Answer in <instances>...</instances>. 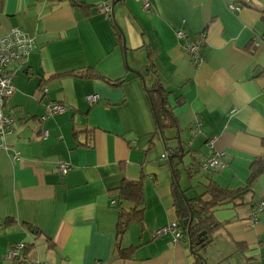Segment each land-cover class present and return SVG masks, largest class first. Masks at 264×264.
I'll list each match as a JSON object with an SVG mask.
<instances>
[{"label":"crops","instance_id":"0c3cea01","mask_svg":"<svg viewBox=\"0 0 264 264\" xmlns=\"http://www.w3.org/2000/svg\"><path fill=\"white\" fill-rule=\"evenodd\" d=\"M116 1L0 0V37L17 28L34 43L8 67L14 92L0 106L14 118L0 137V264H264V172L249 178L257 157L264 167V0ZM195 37L197 60L184 49ZM92 69L100 78L74 74ZM50 101L66 110L40 125ZM212 153L223 169H202ZM123 181L139 182L142 204L111 193ZM209 184L234 193L209 209L208 241L192 247L188 200ZM134 210L119 236V213ZM175 220L181 239L153 237ZM19 243L21 259H4Z\"/></svg>","mask_w":264,"mask_h":264},{"label":"built area","instance_id":"2783aa9c","mask_svg":"<svg viewBox=\"0 0 264 264\" xmlns=\"http://www.w3.org/2000/svg\"><path fill=\"white\" fill-rule=\"evenodd\" d=\"M245 4L249 3L250 0H243ZM142 5L147 8L148 2L143 0ZM97 10L107 16L111 11L110 1H104L97 3ZM229 9L232 11H240L241 6L230 3L228 5ZM175 34L180 39H186V33L181 29H175ZM203 44L200 37H195L190 40H186L184 49L186 52L191 54V56L197 60L199 58V50ZM34 48L33 39L25 32L20 31L17 28H13L11 32L7 35L0 37V106L3 107L4 100L10 97L14 92V87L12 84L13 71L9 70L8 67L13 63H17L18 66L21 65L30 52ZM45 91V89H44ZM86 100L93 104L99 99L97 93H90L85 96ZM66 110L65 105L59 102L50 101L45 106V111L39 116V124L42 125L47 119L54 115L63 113ZM14 118L0 112V137H3L8 131H10ZM48 136V130L43 129L41 131V138H46ZM213 140H209L207 145L212 148ZM165 157V154L162 155ZM17 158L16 154L12 155V160ZM226 165L224 155L222 153H212L205 158L201 164L202 169L205 170H220ZM57 172L60 175H65L70 170V165L66 162H59L56 167ZM113 205L116 204L115 200H112ZM259 209L264 207V201L260 202L258 205ZM153 237H160L163 235H169L173 242L181 239L183 237V231L179 226L178 221H171L161 227L153 230ZM24 248L23 243L16 244L11 248L7 249L4 253L3 258L6 260L21 259L22 251Z\"/></svg>","mask_w":264,"mask_h":264},{"label":"trees","instance_id":"16d2710c","mask_svg":"<svg viewBox=\"0 0 264 264\" xmlns=\"http://www.w3.org/2000/svg\"><path fill=\"white\" fill-rule=\"evenodd\" d=\"M111 2L115 4L117 1L111 0ZM244 5L246 4L244 3ZM108 16L109 14L105 17H108ZM74 74L77 76L85 77V78H93V79L100 78V76L93 69L87 70L84 72H75ZM157 119H158L159 129L161 128L165 130L169 126L168 122H166V119H163L158 116H157ZM260 159L262 158L257 157L255 160L252 161L249 178L256 177L259 174H262L264 172V167L262 166L263 161ZM175 180H177L176 172H175ZM205 187H206L205 191L202 195L197 196L195 199L188 200V206L192 209V214H193V218H192L190 227L188 229V237L192 241V245H193L192 247H196L198 245L200 247H203L205 246L203 245L204 243H206L205 241H208V238L210 235V229H209L210 225L208 224V221L211 218L209 214V211H210L209 209L219 204L220 202L227 200L228 199L227 196L234 193L231 191H226L224 189H221L211 184L206 185ZM139 188H140V185L138 181H129V182L123 181L120 187L116 188L111 193L115 194L116 192L119 200H129V201L134 202L135 205H140L142 204V199H141ZM239 192L244 193L246 192V190L245 191L240 190ZM175 193L177 196L176 198L177 199L176 210H177V217H178L177 219L179 222H183L184 219L189 215V211L187 210L188 207L183 204V200L181 196L179 195L180 193L177 187H175ZM205 196H209V198L205 199ZM197 201L200 205V207L198 208L196 207ZM140 213H141V210H134L130 213H125L121 211L119 213V218H118V223H117V233L119 236L124 233V231L128 228V226L133 221L138 222L135 215L140 214ZM248 215H249V212H248ZM203 234L205 238L201 240V237ZM194 264H203V263L198 258H196Z\"/></svg>","mask_w":264,"mask_h":264},{"label":"water","instance_id":"95a60500","mask_svg":"<svg viewBox=\"0 0 264 264\" xmlns=\"http://www.w3.org/2000/svg\"><path fill=\"white\" fill-rule=\"evenodd\" d=\"M181 191V190H180ZM185 201H186V198H185ZM186 203H187V201H186ZM192 212H191V210H190V216L188 217V219H186L185 221H184V224H186L187 225V227L189 228L190 227V224H191V221H192Z\"/></svg>","mask_w":264,"mask_h":264}]
</instances>
